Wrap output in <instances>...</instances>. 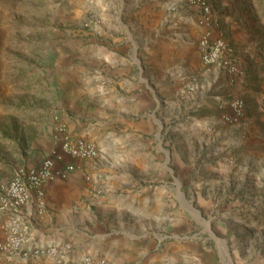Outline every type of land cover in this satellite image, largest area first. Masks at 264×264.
Segmentation results:
<instances>
[{"label":"rangeland","instance_id":"rangeland-1","mask_svg":"<svg viewBox=\"0 0 264 264\" xmlns=\"http://www.w3.org/2000/svg\"><path fill=\"white\" fill-rule=\"evenodd\" d=\"M73 1L0 0V27L13 31L15 62L22 69L26 66V80L15 83V97L5 98L0 104V189L16 168L23 166L16 162L22 150L32 151V141L42 143L44 148L40 149L46 156L55 121L79 122L77 131L82 130L80 134L104 145V149L119 140L123 143H118L117 150L125 154L135 153L139 144L144 157L168 159L169 177L117 182V186L132 187L134 183L135 187L147 188L148 197L158 202L152 221L157 226L162 221L164 230L153 238L149 264H264V0H242L241 4L248 11L247 21L254 32L253 56L246 63L245 83L227 99H242L244 115L227 121L223 116H233L232 110H209L207 114L205 110L196 114L182 110V116L179 110H156V118L159 113L166 117L159 120L161 129L140 134L135 130L129 134L124 128L126 122L108 121L106 116L84 108L83 98L70 108L74 96L63 92V84H71L69 78L83 76V72L77 71L79 58L70 63L72 55L62 54L70 52L74 39L83 42L82 50L88 45L84 40L93 32L97 41L109 43L115 39L116 45L128 44L125 50L116 52L115 59L131 61L135 54L143 72H147L152 54L138 40L140 34L148 37L153 30L143 25L137 13L143 1L126 0L130 1L124 3L129 12L122 15L121 0L107 4ZM163 1L157 0L160 4ZM208 1L218 15L212 0ZM96 5L104 7L103 18L94 13L92 6ZM110 26H116L117 31H108ZM88 70L100 79V73ZM18 78L13 75L12 79ZM13 105L23 110H13ZM212 112L215 125H206L204 118ZM88 178L93 180L92 176ZM104 181L98 180L99 194L107 188ZM5 263L9 264L0 255V264Z\"/></svg>","mask_w":264,"mask_h":264},{"label":"crops","instance_id":"crops-1","mask_svg":"<svg viewBox=\"0 0 264 264\" xmlns=\"http://www.w3.org/2000/svg\"><path fill=\"white\" fill-rule=\"evenodd\" d=\"M110 1L92 0L95 4H107ZM142 1L137 13L143 25L150 27L153 32L148 37L140 34L138 41L142 46L145 44L152 54L151 69L143 72L135 54H132L131 61L115 59L116 52L125 50L128 44L116 45L115 39L109 43L97 41L95 33L90 32L91 36L84 40L88 45H84L81 50L83 42L74 39L70 43V52L62 54V57L72 55L70 63L79 58L77 71L83 72V76L69 78V85L72 86L67 81V84H63V92L73 93L74 96L70 108L78 105V98H83L84 108L106 116L108 121L118 119L126 122L124 128L129 130V134L134 130L139 134L154 128L160 130V121L166 120V117L159 113V118H156V110H179L177 113L181 116L182 110L194 114L201 110H205L204 114L209 110H221L219 102L227 101L228 96L242 86L248 69L246 63L253 56L251 47L254 32L250 21H247L248 11L241 7L242 0H212L219 18V25L212 31V37L221 34L235 46L237 62L244 69L243 74L236 76H228L220 72L217 66H205L202 63L197 42L203 28L197 24L199 11L195 5L184 0H164L162 4L157 0ZM124 3L130 1L121 0L120 15L129 12ZM92 8L95 14L103 18L104 7L96 5ZM112 28L110 26L107 30L115 33L116 26ZM12 33L11 28L2 30L0 27V104L4 103L5 98L15 97L16 82L22 78L26 80L23 76L26 66L22 69L15 62L11 46ZM77 47L79 52L76 54ZM88 69L100 73V79L97 75L89 74ZM13 75L19 76L18 80L12 79ZM13 110L23 109L13 105ZM59 123L55 121L53 124L46 156L40 149L44 148L42 143L35 140L30 145L32 151L22 150L16 164L37 166L54 150H60L64 134L72 139L88 138L84 133L80 134L82 130L77 131L79 122H65L64 134L55 130ZM204 123L214 126L215 112L207 115ZM118 143L123 142L113 140L111 145L108 144L109 149H104V145L96 142L99 155L92 159L63 158L64 161H70L75 169L64 178L54 177L45 182L43 207H39L33 194L24 209L35 239L59 243L61 249L73 257L88 253L113 259L112 264H149L153 238L158 233L162 235L164 230L162 221L158 226L153 222L154 208L158 202L148 197L147 188L135 187L134 183L132 187L117 186V182L135 180L138 183L150 177L166 178L171 176V169L167 167L166 158L160 161L158 156L141 155L139 144L138 148L133 146L137 148L135 153L125 154L123 150H117ZM149 147L151 145L147 144ZM64 161H57V164ZM90 176L92 181L88 178ZM102 178L107 181H104L107 188L104 194H99L97 184ZM109 180L112 182L109 183Z\"/></svg>","mask_w":264,"mask_h":264},{"label":"built area","instance_id":"built-area-1","mask_svg":"<svg viewBox=\"0 0 264 264\" xmlns=\"http://www.w3.org/2000/svg\"><path fill=\"white\" fill-rule=\"evenodd\" d=\"M198 8L197 24L203 28L197 46L202 63L205 66H217L220 72L228 76L242 74L236 48L221 34L212 37V31L219 25V18L208 0H184ZM221 110H232L233 116L224 115L232 121L244 115L245 104L240 98L220 101ZM56 132L64 134L66 125L59 123ZM99 155L95 142L84 139H72L65 135L60 142V150H54L51 156L45 157L37 166L16 168L10 181L0 189V255L9 264H29L31 261L49 262L50 264H112L108 257L84 253L81 256H69L59 243L35 239L31 226L26 220L24 209L33 194L39 207L44 206L45 182L54 177L64 178L74 169V165L65 159H92ZM66 160V159H65ZM57 161H64L57 164Z\"/></svg>","mask_w":264,"mask_h":264},{"label":"water","instance_id":"water-1","mask_svg":"<svg viewBox=\"0 0 264 264\" xmlns=\"http://www.w3.org/2000/svg\"><path fill=\"white\" fill-rule=\"evenodd\" d=\"M168 161V160H167ZM215 238V237H214Z\"/></svg>","mask_w":264,"mask_h":264}]
</instances>
